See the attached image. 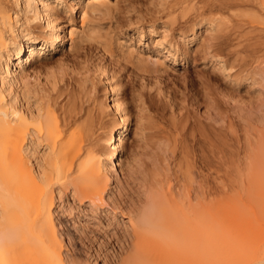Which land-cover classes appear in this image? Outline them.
I'll return each instance as SVG.
<instances>
[{
    "label": "bare ground",
    "instance_id": "1",
    "mask_svg": "<svg viewBox=\"0 0 264 264\" xmlns=\"http://www.w3.org/2000/svg\"><path fill=\"white\" fill-rule=\"evenodd\" d=\"M240 1L246 0L217 2L221 9L218 14L224 9L231 11L242 4ZM250 1L251 6L248 2L246 7L256 4ZM254 1L259 9L254 6L258 11L252 9L250 20L264 23V0ZM104 3L0 0V264H82L66 248L75 240L69 221L77 210L84 212L83 219L93 218L101 224L105 219L107 226L116 230L114 237L122 251L132 246L122 264H264V170L255 168L252 156L248 160V176L255 182L252 193L255 192V198L251 197L262 204V211L243 196L206 205V188L198 179L199 173L198 177L191 163H187L180 170L181 175L173 178L170 163L163 162L166 159L159 156L167 147L156 138L155 143L149 140L145 155L151 154L155 161L162 159L163 166L168 165L167 171L158 161V169L151 172L139 153L136 167L126 173L123 156L130 137L128 131L133 129L142 140L146 134L138 125L130 128L131 112L120 78L108 64L99 65V73L108 87L109 109L113 123L120 125L117 128L106 130L101 108L95 112L88 106L86 110L84 100H79L82 95L74 96L73 83L79 80L77 67L67 66L68 69L60 70L49 81L54 90L58 83L65 82L64 91L68 92L65 103L53 100L52 95L41 94L48 86L41 87L38 67L47 64L67 39L73 43L75 35L83 36L88 14ZM66 9L72 13L78 9L81 29L62 22L60 11ZM230 16L235 18L232 13ZM215 19L210 23L214 25L218 21ZM35 20L39 23L33 25ZM191 34L197 35L193 26ZM166 52L173 55L170 49ZM261 68L264 81V65ZM253 78L258 82L257 77ZM261 104L255 108L261 109L264 116V103L262 107ZM256 117L261 119L259 115ZM167 158L173 161V149ZM160 168L161 172L156 171ZM126 177L132 178L128 182H132L131 187L125 186ZM130 188L137 192L136 197L131 195ZM72 224L77 231L81 230L75 226L76 221Z\"/></svg>",
    "mask_w": 264,
    "mask_h": 264
},
{
    "label": "rangeland",
    "instance_id": "2",
    "mask_svg": "<svg viewBox=\"0 0 264 264\" xmlns=\"http://www.w3.org/2000/svg\"><path fill=\"white\" fill-rule=\"evenodd\" d=\"M100 1L106 3L88 14L83 36H74L75 41H81L72 43L67 39L61 49L53 52L47 64L38 67L41 87L48 86L44 89L46 92L41 91V94L52 95L53 100L65 103L68 99V92L64 91L65 82L58 83L54 90L49 81L53 80L54 75H59L57 72L60 70L77 67L79 80L73 83L74 96L79 98L82 95L83 98L79 100H84L85 109L90 106L89 109L97 112V108H101L99 111L103 112L106 130L117 128L120 125L113 123L114 117L109 109L111 97L108 87L99 73V65L108 64L120 78L122 93L131 112L130 128L138 125L146 134L142 140L133 133V129L128 131L130 137L123 156L126 157V173L136 167L135 160L140 157L139 153L147 161L151 172L154 168L158 169V164L167 171L168 165L163 166V162L170 163L173 178L181 175L180 170L191 163L206 188V205L227 197L242 196L248 202L257 204L255 192L252 195L255 182L248 176L251 158L255 168L264 170L261 169L264 166V116H261V109L258 111L255 108L261 102L262 107L264 103V98L259 99L260 96L264 97L260 89L261 82L264 85L260 75L264 65V23H252L250 17L254 13L252 9H259L255 6L257 2L252 0L256 4L246 7L250 0H246V4V1H240L244 5L238 6L242 7L220 11L222 14L228 13L223 17L218 14L221 10L218 5L224 0ZM209 7L217 8L210 10ZM77 10L76 14L70 9L61 10L60 18L62 15V22L81 29V13H77ZM237 12H245L246 17L241 13L237 15ZM212 18H216L215 21L225 20H220L221 24L219 22L215 26L218 21L213 25L210 23ZM35 22L33 25L39 23L38 20ZM192 26L197 33L195 37L191 34ZM68 29L66 27L67 37ZM167 49L173 55L166 52ZM213 52L216 53L214 56ZM47 77L52 79L48 80ZM253 77H257L259 83ZM49 87H52L51 90ZM155 138L167 147L166 152L159 153L165 161L160 158L155 161L151 154L150 158L145 155L148 142L155 143ZM167 143L174 151L173 161L167 158L172 150ZM162 168L156 171L161 172ZM198 173L196 175L199 177ZM126 179L125 186L131 187L132 182H128L132 178ZM133 191L130 190L131 195L136 197L137 192ZM257 205L261 212L262 204ZM81 213L84 214L77 210L74 219L69 221L75 240L73 245L66 248L74 259L82 264H122L123 258L132 251V246L122 251L114 237L116 230L107 226L105 219L101 224L93 218L83 219ZM74 221L75 226L81 227V232L72 224ZM120 231L118 234H121Z\"/></svg>",
    "mask_w": 264,
    "mask_h": 264
}]
</instances>
